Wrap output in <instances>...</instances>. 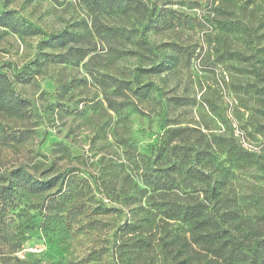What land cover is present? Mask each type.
<instances>
[{"label": "rangeland", "instance_id": "1", "mask_svg": "<svg viewBox=\"0 0 264 264\" xmlns=\"http://www.w3.org/2000/svg\"><path fill=\"white\" fill-rule=\"evenodd\" d=\"M144 1L156 22L85 0H0V14L41 30L0 25V67L30 100L22 115L0 113V177L22 167L92 189L69 233L45 215L47 192L22 195L0 264H205L189 227L163 210L211 189L218 208L234 212V232L252 243L264 236V18L241 2L249 39L215 29L208 0ZM103 26L134 28L148 46ZM101 74L152 88L119 91ZM190 166L210 174L211 187Z\"/></svg>", "mask_w": 264, "mask_h": 264}, {"label": "trees", "instance_id": "2", "mask_svg": "<svg viewBox=\"0 0 264 264\" xmlns=\"http://www.w3.org/2000/svg\"><path fill=\"white\" fill-rule=\"evenodd\" d=\"M85 1L94 8L102 9L108 13L130 14L137 12L145 14L148 22L157 21L155 19L156 7L149 6L148 2L144 0ZM242 1L208 0L206 8L214 14L212 19L215 29L254 39L253 25L245 15H242L246 10L241 5ZM250 1L252 2L251 15L264 18V6L258 4L257 0ZM194 3L200 7L203 6L200 3ZM23 20L11 11L0 14V25L10 28L16 33L41 31L40 28L26 24ZM103 29L128 39H135L142 47L147 48L148 46L147 40L134 28L103 26ZM51 37L59 39L62 35L51 34ZM233 55L239 58L244 56L241 52H234ZM99 83L115 86V89L119 91L132 90L141 96L151 91L152 88L150 83H135L110 74H101ZM134 84L137 86L136 89ZM29 105L30 100L14 88L9 74L0 67V113L22 115L28 111ZM18 138L19 136H15V139ZM188 172L200 181L208 184L212 181L210 174L196 167L190 166ZM58 184H60L59 188L51 192L50 190ZM87 189L89 190L87 191ZM86 191L90 192L92 189L81 181L78 182L75 175L67 177L66 174H60L55 178L42 179L35 178L22 167L10 169L0 177V237L10 234L9 211L17 205L22 195H40L44 192H47L46 204L42 205L45 215L51 220L56 219L54 225L61 232L69 233L74 222L73 214L83 206L82 200H85ZM209 193L210 196L193 203L167 202L163 214L168 219L182 221L189 227L188 232L192 234V242L201 246L206 251L207 257L210 256L205 264H264V236L255 237L252 243L246 241L244 236L234 232L231 224L232 218L236 217L233 215L234 212L221 211L213 199L215 189H211ZM148 245L150 243L144 240V243L142 242L139 247L143 248Z\"/></svg>", "mask_w": 264, "mask_h": 264}]
</instances>
